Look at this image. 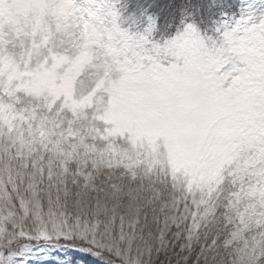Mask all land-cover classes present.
Wrapping results in <instances>:
<instances>
[{"label": "rangeland", "instance_id": "1", "mask_svg": "<svg viewBox=\"0 0 264 264\" xmlns=\"http://www.w3.org/2000/svg\"><path fill=\"white\" fill-rule=\"evenodd\" d=\"M84 2L0 0V119H6L10 135L0 141L1 163L11 171H29L35 198L51 190L77 192L78 158L87 150L98 154L101 144L111 158L123 152L126 141L137 151V165H166V176L176 183H187L190 176L189 185L176 187H192L193 195L205 193L231 167L237 190L226 207V247L236 252L264 243V121L256 111L254 87L264 78L258 67L248 73L246 86L220 91L209 67L212 54L201 50L187 74L166 80L133 74L111 89V103L94 118L98 93L120 65L107 37L94 35L77 18L76 5ZM89 166L90 161L84 175ZM10 181V174H0V197ZM36 201L35 211L45 215ZM7 206L3 202L0 209ZM33 211L30 204L27 213ZM46 247V262L38 248L28 264H105L71 246Z\"/></svg>", "mask_w": 264, "mask_h": 264}, {"label": "snow or ice", "instance_id": "2", "mask_svg": "<svg viewBox=\"0 0 264 264\" xmlns=\"http://www.w3.org/2000/svg\"><path fill=\"white\" fill-rule=\"evenodd\" d=\"M257 2L259 7L253 0H242L238 12L229 0H133L127 8L118 0H86L76 7L82 26L106 36L112 45L120 65L116 72L122 74L119 86L137 73L165 80L187 74L196 53L203 50L212 54L209 67L216 86L226 91L246 82L253 68L258 67L264 78V0ZM217 14L220 19L210 21ZM107 91L111 95V89ZM104 104L100 97L94 118L104 114ZM127 159L132 161L131 156ZM128 167L134 168L135 162ZM90 227L82 217L64 214L61 219L56 212L29 215L8 205L0 209V264H28L38 248L46 262L47 245L71 246L112 264L113 249L89 235ZM229 254L232 260L226 264H264V243Z\"/></svg>", "mask_w": 264, "mask_h": 264}, {"label": "trees", "instance_id": "3", "mask_svg": "<svg viewBox=\"0 0 264 264\" xmlns=\"http://www.w3.org/2000/svg\"><path fill=\"white\" fill-rule=\"evenodd\" d=\"M123 6L130 7L133 0H118ZM139 2V0H137ZM231 5H235L234 11H239L240 3L238 0H229ZM196 7L198 5H189ZM230 11H233L230 9ZM219 15L210 17V21H218ZM159 81V85H160ZM160 87V86H159ZM151 100H157L158 97L151 95ZM113 128V127H112ZM6 119H0V141L9 140ZM248 140V139H247ZM244 150L240 152V156ZM148 170L151 171L154 166L147 164ZM0 174L6 176L10 174L14 179L4 186L1 191V203L18 207L23 212V203L25 198L32 194L29 188V171L24 173L11 171L9 167L3 165L0 161ZM232 168L222 172L220 180L205 193L196 192L194 188L184 190L183 185H189L188 182L176 183L173 178L166 176L168 188L179 186L183 192V196L169 195L168 192L160 190L159 182L154 178L142 179L134 176L113 175L104 177L107 182L108 190L112 193L111 200L113 207L119 211V215L115 217V224L122 226L125 231L132 235L139 234L147 238L150 234L157 238L163 236L166 244L162 251L156 253L154 259L155 264H192L193 260L196 264H226L230 260V250L226 247L229 237V229L226 225V207L229 197L237 190V185L232 179ZM18 175V176H14ZM132 176V177H131ZM103 184H99L98 189L93 195L102 193ZM145 191V194L142 192ZM68 191V190H63ZM48 194L38 193L41 205L44 207L43 213L56 212V205L59 204L63 209L68 206V197L62 195V192L51 190ZM193 192V193H192ZM74 200L79 199L77 192L71 191ZM42 197L49 198L48 203H43ZM195 232L198 242L195 244V252L189 256V249L182 248V244L188 242L189 235ZM213 241L216 243L213 245ZM158 247H160L158 245ZM109 260L111 261L110 257ZM104 261V260H102Z\"/></svg>", "mask_w": 264, "mask_h": 264}, {"label": "clouds", "instance_id": "4", "mask_svg": "<svg viewBox=\"0 0 264 264\" xmlns=\"http://www.w3.org/2000/svg\"><path fill=\"white\" fill-rule=\"evenodd\" d=\"M71 55H75L71 53ZM121 73H113L111 78L104 82L103 88L98 93V97H102L105 101L103 107H107L108 102L111 100V96L108 94L109 89L119 87V81L121 80ZM246 86V82L242 81L237 87ZM232 87V85H230ZM254 87L257 90L256 111L259 117L264 121V80L255 84ZM264 133V128L261 129ZM101 151L96 155H88V151H85L79 158L80 176L82 179L77 184V196L79 199L74 200L71 189L68 191L62 190V195L68 197V206L61 209L60 205H56V213L59 214L61 219L64 218V214H67L69 218H80L88 221L90 224L89 235H94L98 241H103L105 246L113 249L110 258H119L118 261L111 259L112 264H155L156 253L163 250L166 241L163 236L157 238L154 235H149L147 238L136 234L132 235L125 231L122 226L115 224V217L119 215V211L113 207L111 200L112 193L108 190L107 182L104 177L113 175L125 176L131 172L134 176L142 179L154 178L159 182L161 191L168 192L169 195L183 196L184 192L178 188H168V181L166 175L169 172L167 166L163 168L160 165H156L151 171L148 170L146 163L136 164L138 159L137 151L133 146L126 141L121 142V149L123 152H118L109 158L108 148L106 145L98 146ZM87 156V160H85ZM128 156L132 157V161L127 159ZM161 159H164L163 151L161 152ZM90 161V166L87 175H84V168ZM135 162L134 168H129L128 165ZM77 177H72L73 182L77 181ZM63 183V181H60ZM99 184L104 185L102 193L93 195ZM36 194L33 191L32 194L25 198L24 208L25 212L29 211V205H32L33 213L39 214L35 209L38 208L39 202L36 201ZM52 212V209H49ZM85 238V237H81ZM198 242V237L195 232H192L188 237V242L182 244V248L189 249V256L195 252V244ZM158 245L160 247H158ZM192 264H196L193 260Z\"/></svg>", "mask_w": 264, "mask_h": 264}]
</instances>
